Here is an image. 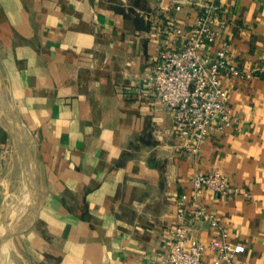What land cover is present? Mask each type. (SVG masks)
Here are the masks:
<instances>
[{"label":"crops","instance_id":"obj_1","mask_svg":"<svg viewBox=\"0 0 264 264\" xmlns=\"http://www.w3.org/2000/svg\"><path fill=\"white\" fill-rule=\"evenodd\" d=\"M220 4V34L205 51L227 40L252 76H221L238 122L212 125L195 153L153 77L161 54L183 44L175 29L186 33L206 0L180 9L172 0H0V228L12 224L8 190L21 187L17 221L29 184L19 128L37 203L32 218L29 185L33 211L4 240L2 264H17L12 253L18 264H168L180 195L189 207L191 175L217 169L232 189L205 191L199 203L245 245L240 264H264V0ZM184 223L188 239H221L207 221L187 214Z\"/></svg>","mask_w":264,"mask_h":264},{"label":"built area","instance_id":"obj_2","mask_svg":"<svg viewBox=\"0 0 264 264\" xmlns=\"http://www.w3.org/2000/svg\"><path fill=\"white\" fill-rule=\"evenodd\" d=\"M172 2L176 9L182 7L183 0ZM220 7V0H206V5L200 9L186 33L177 27L175 32L184 34L183 44L177 49L164 51L154 69V89L160 100L171 109L174 125L185 138L188 149L195 153L206 142L212 125L225 130L235 127L238 122L237 113L224 98L221 76H252L230 59L231 44L227 40H222L214 52L205 51L206 46L215 42L220 34L222 24L215 23ZM190 182L192 201L187 207L185 203L190 196L186 193L180 195L176 209L178 223L168 264H240L237 256L245 251V245L229 241L216 214L198 200L205 191L228 194L232 189L228 178L217 169L207 173L194 172ZM242 193L250 196L248 191ZM187 214L193 220H204L212 227L220 228L221 239L208 242L188 239V226L184 223ZM208 251L215 253L210 262L205 260Z\"/></svg>","mask_w":264,"mask_h":264},{"label":"rangeland","instance_id":"obj_3","mask_svg":"<svg viewBox=\"0 0 264 264\" xmlns=\"http://www.w3.org/2000/svg\"><path fill=\"white\" fill-rule=\"evenodd\" d=\"M22 164H23V161H22ZM24 167V166H23ZM18 172V171H17ZM24 173H25V171H24ZM9 193H7L6 195H8V198H9V202H8V204L6 205V207H5V209L7 208H9V217H8V219H7V222H4L5 224L6 223H12L11 224V226H9V227H5L4 229L3 228H1V230H0V236H2L1 235V233L3 232V231H5V230H7L8 231V233L9 232H11V231H13V230H15V229H17L18 228V226H19V224L21 223V222H23L32 212H30V214H28V215H26L25 217H23L20 221H18V219H17V221L14 219L15 218V215H17L18 214V212H19V209H20V205H19V203L17 202L18 201V197H19V195H20V191H21V187L20 186H16V187H11L9 190ZM30 191V188H29V184L27 185V192H29ZM26 192V193H27ZM26 193H25V195H26ZM25 195L23 196V199L25 198ZM31 198V197H30ZM24 208L25 207H23V212H24ZM4 209V210H5ZM32 211H33V209H32ZM23 212L21 213V215L23 214ZM18 218H20V216L18 217ZM16 221V222H15ZM14 222V223H13ZM1 227H4V226H1ZM12 229H11V228ZM20 231V230H19ZM6 232V231H5ZM18 232V231H17ZM17 232H15L12 236H14ZM12 236H10V237H12ZM5 240V239H4ZM1 243H2V241H0V245H1ZM0 248L2 249V248H4V246L3 247H1L0 246ZM11 255V254H10ZM13 258H15V259H13ZM11 259H13V260H15L16 261V263L18 264V259H19V255H17L16 253H12V258ZM0 264H2V258L0 257Z\"/></svg>","mask_w":264,"mask_h":264},{"label":"water","instance_id":"obj_4","mask_svg":"<svg viewBox=\"0 0 264 264\" xmlns=\"http://www.w3.org/2000/svg\"><path fill=\"white\" fill-rule=\"evenodd\" d=\"M19 133H20V135H19V137H18V139H17V142H18V146H19V149H20V153H21V155H22L24 171H25V174H26V176H27V178H28L30 188H31V190L33 191V192H32V196H33L32 199H33V204H34L35 212H34V214L32 215V216H33L32 218H34V217H35V214H36V210H37V203H36V198H35V194H34V188L32 187V184H30V174H29V171H28V166H27V162H26L25 155H24V151H25V150H24V142H23V137H22V131H21V128H19ZM19 230H21L20 227L17 228V229H15V230H13V231H11V232H9V233H7V234H5V235L0 236V241L6 239V237H10V236H12L15 232H17V231H19Z\"/></svg>","mask_w":264,"mask_h":264},{"label":"bare ground","instance_id":"obj_5","mask_svg":"<svg viewBox=\"0 0 264 264\" xmlns=\"http://www.w3.org/2000/svg\"><path fill=\"white\" fill-rule=\"evenodd\" d=\"M17 139H18V136H17ZM31 166V165H30ZM31 175V174H30ZM32 180V179H31ZM30 180V181H31ZM23 205H24V212H23V214L22 215H20V218H18V221H20L23 217H25L26 215H28V214H30V212H32V205H31V201H30V193L29 192H27L26 193V195H25V198H24V200H23ZM1 228H5V227H1ZM1 228H0V230H1ZM7 228V227H6ZM11 228V227H10ZM12 229V228H11ZM6 231V232H5ZM5 231H3L2 233H1V235H5V234H7L8 233V231L7 230H5ZM8 237H6V239H7ZM2 242H4V240H2ZM7 245V243L6 242H4V243H1V247H3L4 246V249L6 248L5 246Z\"/></svg>","mask_w":264,"mask_h":264}]
</instances>
